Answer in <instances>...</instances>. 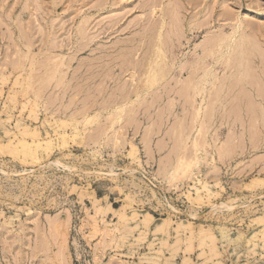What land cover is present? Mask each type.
<instances>
[{"label": "rangeland", "instance_id": "374dc122", "mask_svg": "<svg viewBox=\"0 0 264 264\" xmlns=\"http://www.w3.org/2000/svg\"><path fill=\"white\" fill-rule=\"evenodd\" d=\"M0 264H264V0H0Z\"/></svg>", "mask_w": 264, "mask_h": 264}, {"label": "bare ground", "instance_id": "6f19581e", "mask_svg": "<svg viewBox=\"0 0 264 264\" xmlns=\"http://www.w3.org/2000/svg\"><path fill=\"white\" fill-rule=\"evenodd\" d=\"M153 77H154V76H153ZM151 78H152V77H151ZM151 78H150V79H151Z\"/></svg>", "mask_w": 264, "mask_h": 264}]
</instances>
